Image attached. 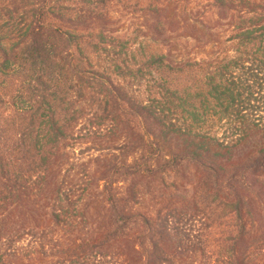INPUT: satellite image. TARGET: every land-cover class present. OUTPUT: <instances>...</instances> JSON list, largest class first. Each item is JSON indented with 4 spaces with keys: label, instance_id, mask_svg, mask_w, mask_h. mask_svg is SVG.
<instances>
[{
    "label": "trees",
    "instance_id": "1",
    "mask_svg": "<svg viewBox=\"0 0 264 264\" xmlns=\"http://www.w3.org/2000/svg\"><path fill=\"white\" fill-rule=\"evenodd\" d=\"M84 126L124 158L94 231L62 167ZM0 264H264V0H0Z\"/></svg>",
    "mask_w": 264,
    "mask_h": 264
},
{
    "label": "rangeland",
    "instance_id": "2",
    "mask_svg": "<svg viewBox=\"0 0 264 264\" xmlns=\"http://www.w3.org/2000/svg\"><path fill=\"white\" fill-rule=\"evenodd\" d=\"M111 11L109 13V18L105 20V23H102L110 34L119 39L127 40L133 45L141 44L148 40L151 33L147 28L150 27V23L152 22L150 15L144 12L129 13L127 12L128 10L123 11L119 7L112 8ZM174 36L175 34L171 35V37ZM170 45L173 47L179 46L180 42L170 39ZM180 55L183 54L180 53ZM74 136L75 140L72 141L66 149L68 153L67 156L70 157L72 162H70L68 158V160L63 158L65 164L62 167L64 170H67L66 174H68V179L78 180L77 182L81 184V187H86L87 190L82 196V200L83 203L86 200L88 204L87 207H83V203H81L79 205L80 207H78L77 214L81 215L83 213V216L86 217L85 219H93L95 222L91 225H93L92 228L94 231L97 227L96 221H98V217L102 214L103 210L102 207H100L101 198L97 192V187L102 184L100 181L101 165L104 163L105 159L110 160L111 158H115V160L119 161L124 158L117 152L103 150L104 145L108 144V141L112 139V137L105 133V130L98 132V130H91L84 126L82 131H79ZM81 163H85L87 167L81 166V168H79ZM76 172H78L77 176L72 177L71 175ZM180 172L186 173L185 175L188 182L185 187L186 192L184 195L189 196L192 191L191 188L196 184L199 175L194 174L190 167ZM157 183L158 182L155 180L154 184ZM150 188L155 189L152 186H150ZM89 195L92 196L91 199Z\"/></svg>",
    "mask_w": 264,
    "mask_h": 264
}]
</instances>
